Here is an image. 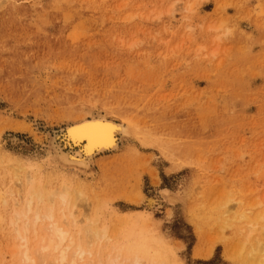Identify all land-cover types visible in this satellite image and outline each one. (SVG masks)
I'll return each mask as SVG.
<instances>
[{
    "label": "rangeland",
    "instance_id": "1",
    "mask_svg": "<svg viewBox=\"0 0 264 264\" xmlns=\"http://www.w3.org/2000/svg\"><path fill=\"white\" fill-rule=\"evenodd\" d=\"M91 115L124 122L129 137L89 174L54 169L52 131ZM14 171L26 180L21 203L29 178L82 191L90 206L77 205L66 229L94 249L117 247L140 264L156 253L163 264H243L264 245V0H7L0 194L8 212ZM86 212L106 230L98 241L84 231ZM9 217L0 221V264L19 262ZM41 232L39 224L26 235Z\"/></svg>",
    "mask_w": 264,
    "mask_h": 264
},
{
    "label": "bare ground",
    "instance_id": "2",
    "mask_svg": "<svg viewBox=\"0 0 264 264\" xmlns=\"http://www.w3.org/2000/svg\"><path fill=\"white\" fill-rule=\"evenodd\" d=\"M6 4L7 0H0V10ZM83 125L108 126L111 129V139H101L98 142L74 141L72 130ZM129 135L128 126L112 117L106 115L80 117L52 131L46 147L48 161L54 169L63 174L66 172H70L72 176L78 173L89 174L93 171L94 160L98 155L117 151ZM16 163L22 165L18 159ZM6 178L10 180L8 188L9 192L14 194L16 206L8 212L9 200L0 194V221L4 222L7 220L6 215H9L8 222L14 226L21 239L19 262L15 264H140L142 256L134 254L131 258L117 247L103 252L102 247L94 249L90 242L82 243L70 236L66 226L70 218H74L77 205L84 208L90 206L82 191L72 190L67 184L48 189L46 183L39 181L34 184L33 179L29 178L27 181L30 185L27 184L28 189L21 203L22 198L18 194L22 186H25L26 180L23 181L22 176L15 171ZM84 216L87 220L84 231L89 233L91 239L100 240L106 230L98 228L102 225L99 216L94 213V216L90 217L87 212ZM262 217L263 214H258V218ZM74 221L76 222V219ZM39 224L44 226V233L41 232L38 240L32 241L26 233L30 230L35 231ZM253 224L249 227V236L256 230ZM263 247L252 250H262ZM251 251H248L249 255L244 258L243 264H264V253L254 254ZM156 254L150 259V264H163V258Z\"/></svg>",
    "mask_w": 264,
    "mask_h": 264
},
{
    "label": "snow or ice",
    "instance_id": "3",
    "mask_svg": "<svg viewBox=\"0 0 264 264\" xmlns=\"http://www.w3.org/2000/svg\"><path fill=\"white\" fill-rule=\"evenodd\" d=\"M72 134L76 142L79 140L98 142L101 139H111V129L104 125H83L73 129Z\"/></svg>",
    "mask_w": 264,
    "mask_h": 264
}]
</instances>
